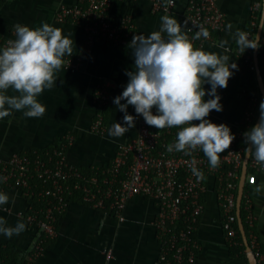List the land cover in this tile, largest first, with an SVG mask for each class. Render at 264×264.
<instances>
[{"label":"crops","instance_id":"0c3cea01","mask_svg":"<svg viewBox=\"0 0 264 264\" xmlns=\"http://www.w3.org/2000/svg\"><path fill=\"white\" fill-rule=\"evenodd\" d=\"M256 1L219 0L227 17L225 29L216 34L214 41L206 43L202 50L227 54L231 58L230 62H233L239 48L226 26L228 23L233 25V34L237 29L247 31L251 22V9ZM260 1L263 11V0ZM78 2L79 0H0L1 36H13L16 24L34 28L48 23L62 29V34L72 39L73 54L84 52L79 69L71 71L63 64L57 73L56 86L50 90L45 89L38 96V101L46 108L42 117L26 118L22 111H14L9 117L0 119V159L5 160L14 153L42 152L65 146L71 162L83 170L93 172L109 167L118 146L134 139L139 133L140 115L135 113L133 106H128V114L136 117L135 127L122 137L108 135V129L114 123L124 126V113L113 101L122 94L128 83L126 70L134 68L133 50L128 45L117 46L110 41L101 40L86 52L83 23L59 22L56 19L61 7L73 6ZM176 2L177 12L184 13L187 0ZM125 15L133 16L136 23L135 35L147 37L160 29L162 16L153 13L147 1L115 2L110 9L111 18L118 21ZM223 39L228 41L225 46L229 49L227 53L218 47ZM105 83L109 85L110 97L104 110L106 131L100 134L91 125L98 114L95 93ZM206 86L208 84L203 87ZM8 94L16 93L10 89ZM252 96L254 91L243 88L228 92L220 102L223 110L211 111L207 119L217 125L226 124L235 135L240 118ZM121 103L126 101L122 100ZM229 149L221 153V157ZM206 181L208 190L203 200L204 211L195 232L199 244L196 264H246L239 255L232 253V247L226 240L216 181L213 177H208ZM262 183L264 173H257L256 182L247 184L246 187L256 218L254 233L264 247V191L260 194L254 191L255 185ZM3 193L9 196V202L0 205V218L7 221L6 226L14 227L18 222H23L26 228L21 234L11 238L0 233V246L13 243L25 249L36 234L34 226L25 220V215L32 211L33 204L19 189L6 188ZM157 213V203L141 195L128 200L124 222H120L112 212L106 213L85 202H70L58 217L57 236L49 241L44 255L35 264H107L105 251L109 248L113 249L114 257L108 264H156L160 250L154 224Z\"/></svg>","mask_w":264,"mask_h":264},{"label":"built area","instance_id":"2783aa9c","mask_svg":"<svg viewBox=\"0 0 264 264\" xmlns=\"http://www.w3.org/2000/svg\"><path fill=\"white\" fill-rule=\"evenodd\" d=\"M117 1L125 0H79L73 6L61 7L56 19L59 22L83 23L86 52L101 40L110 41L117 46H127L135 35L136 23L132 15H125L118 21L111 18L110 9ZM144 1L150 3L153 13L178 18L177 21L182 26L187 20V29L183 30L187 31L190 37L195 35L200 26L207 28L209 38L201 37L194 41L196 48L202 49L206 43L214 41L216 34L225 29L227 17L219 5V0H187L186 10L182 14L177 12L176 0ZM261 12L262 3L257 0L251 9L250 22L251 27L256 30L245 31L250 37L257 33ZM10 39H15V35H0V48L5 47ZM260 47L264 49V28ZM239 54L240 51H237L235 57ZM252 54L244 55L243 64L234 59L233 62L238 67L232 70L234 74L229 79L227 88L234 77L248 68L256 70L255 64L249 62ZM83 55L84 52L72 53L71 57H65L64 67L76 71L80 68ZM108 86L107 83L102 84L95 93L98 114L91 127L100 134L106 131L104 110L109 103ZM204 88V100L207 101L212 98L207 95L210 85ZM227 88L217 89V94L221 97L220 102L227 94ZM258 107L259 100L252 96L238 123L235 139L227 153L220 158L217 168L210 166L208 158L199 148L191 155L176 151L169 153L167 146L175 142L180 129L174 127L159 130L147 125L142 115L138 135L120 144L111 165L96 169L90 177L69 160L65 146L32 154L14 153L5 160L0 159V192L6 188H16L28 199L36 198L43 203V208L33 206L32 211L25 215L26 222L34 226L36 234L29 246L21 251L16 264H35L44 255L47 242L57 236L58 215L67 209L70 204L68 196L76 190L81 191L85 203L106 213L112 212L120 222L126 220L124 210L132 197L141 195L154 200L158 207L154 224L160 249L156 264H196L199 244L195 232L204 211L203 200L208 190V177H213L216 181L217 198L222 209V228L228 245H240L237 199L246 147L238 144L245 141L243 134L254 126ZM153 114H156L155 108ZM193 123L198 124L199 121ZM193 166L203 172V180H198L193 175ZM257 173H264V170H261V166L254 160L249 159L246 185L256 182ZM242 207L249 226V244L257 264H264V247L260 245L254 233L256 218L252 199L246 191ZM105 256L108 264L114 257L113 249H107Z\"/></svg>","mask_w":264,"mask_h":264},{"label":"clouds","instance_id":"9594fccd","mask_svg":"<svg viewBox=\"0 0 264 264\" xmlns=\"http://www.w3.org/2000/svg\"><path fill=\"white\" fill-rule=\"evenodd\" d=\"M160 19L158 31L147 37L135 35L128 45L133 50L134 68L126 70L128 83L113 101L124 113V126L114 123L108 129V135L122 137L135 127L136 117L127 111L128 106H133L135 113L142 115L149 126L159 130L180 129L175 142L167 146L169 153L176 151L191 155L199 148L210 166L217 168L221 153L229 149L235 135L226 124L217 125L207 117L213 110H223L217 89L227 88L234 74L232 70L238 66L230 62L227 54L194 47V41L209 38L207 28L200 26L190 37L183 30L187 29V20L182 26L167 14ZM232 27L231 23L226 26L241 54L247 49H259L261 38L258 34L250 37L239 29L233 34ZM14 35L15 39L8 40L6 46L0 48V119L9 117L14 111H22L26 118H40L46 108L38 101V96L45 89L56 86L64 57L72 56L73 41L62 34V29L48 23L34 28L16 24ZM227 44L228 41L223 39L218 47L227 53ZM205 84L210 85L207 95L212 97L207 101L204 100ZM10 89L16 94L9 95ZM122 100L126 103H121ZM153 108L156 114H153ZM259 110V122L243 134L248 145L244 154L264 170V101H261ZM191 171L198 180L205 178L195 166ZM254 191L257 194L264 191V183L255 185ZM8 202L9 196L0 192V205ZM6 225L7 221L0 218V233L8 238L21 234L26 228L23 222L14 227Z\"/></svg>","mask_w":264,"mask_h":264},{"label":"trees","instance_id":"16d2710c","mask_svg":"<svg viewBox=\"0 0 264 264\" xmlns=\"http://www.w3.org/2000/svg\"><path fill=\"white\" fill-rule=\"evenodd\" d=\"M261 14L262 12L259 14L260 17H261ZM259 20H258V23H259ZM247 29H252V31L254 32L256 30L255 28L251 27V23L248 24ZM253 51L254 49H247L245 50L243 54L240 53L238 56H236L235 60L238 61L240 64H243L245 62L244 55L249 56L253 53ZM258 57H259L260 70L262 72V75L264 76V68H263L264 49L262 47H259ZM249 62L251 64H254L253 54H252V57L249 59ZM240 88L254 91V97H256L259 100V105H260L262 101V97H261V92H260L259 85H258L256 70H250L248 68V70L244 71V73H241L237 75L236 77H234V79L231 82V85L227 88V93L235 89H240ZM259 111L260 110L258 107L257 114H259ZM240 145L247 147V144L245 143V141L240 142L238 146ZM29 154H32V153H29ZM81 170L87 177H90L95 172V171L92 172L91 170L88 172V169L86 170L81 169ZM39 187L41 188V182H40ZM245 191L247 192V187ZM30 200L35 208H43L42 201H39L36 198L30 199ZM68 200L70 202H74V201L84 202L82 198V193L80 190H76L73 192L72 195H69ZM241 214H242L243 223L246 229L247 237H249V226L245 219V211L243 207H242ZM239 241H240V245H237L231 248L232 253L234 255L235 254L239 255L242 259L248 262L247 254L245 252L246 247H245L241 233H239ZM48 243L49 241L47 242V244ZM22 250L23 249L21 247L13 243H7L5 245L0 246V264H16L18 262L19 255Z\"/></svg>","mask_w":264,"mask_h":264},{"label":"water","instance_id":"95a60500","mask_svg":"<svg viewBox=\"0 0 264 264\" xmlns=\"http://www.w3.org/2000/svg\"><path fill=\"white\" fill-rule=\"evenodd\" d=\"M262 25H264V0H263L262 16H261V20L259 23V27L257 29V33H256L260 36V38H262V33H263V28H260ZM260 41H261V39H260ZM258 51H259V49L258 50L254 49L253 59H254V64L256 66V75H257L259 89L261 92L262 101H264V78H263V75H262V72H261L260 66H259ZM259 118H260V111H259V114H258V117L256 119L255 124H257L259 122ZM248 162H249V159L245 156V160H244L243 168H242V172H241V177H240V183H239V191H238V199H237V214H238V219H239L240 232H241V235H242L245 247H246V254H247V258H248V263L249 264H257L256 257L254 255L253 250H252V248L249 244V241H248L246 229H245L243 219H242V214H241L242 201H243V197H244V192L246 190V178H247V173H248Z\"/></svg>","mask_w":264,"mask_h":264}]
</instances>
